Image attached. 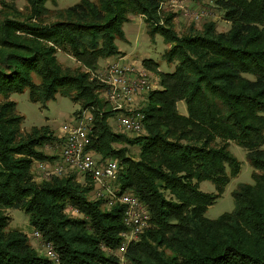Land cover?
I'll return each instance as SVG.
<instances>
[{"label": "trees", "instance_id": "trees-1", "mask_svg": "<svg viewBox=\"0 0 264 264\" xmlns=\"http://www.w3.org/2000/svg\"><path fill=\"white\" fill-rule=\"evenodd\" d=\"M26 1L21 12L0 0V264L115 263L103 246L117 248L126 230L125 206L95 197L89 177L35 181L33 162L56 157L42 149L56 137L46 126L21 129L10 95L25 88L31 100L45 103L59 93L92 112L91 147L100 158L119 159L116 186L150 213V226L127 246L130 264H264V0H208L229 28L207 20L180 34L176 13L162 9L176 0H79L52 9L49 0ZM137 16L150 38L162 36V60L174 67L159 71L158 61L142 60L159 83L135 107L144 133L127 136L108 118L128 111L105 108L96 72L101 59L121 54L116 40ZM58 51L77 67L63 66ZM230 142L245 150L252 181L232 190L231 211L208 218L240 171ZM136 145L134 158L128 149ZM205 180L215 192L200 189ZM68 206L78 216L66 213ZM9 208L24 210L33 232L52 243L57 263L31 245L32 235L8 228Z\"/></svg>", "mask_w": 264, "mask_h": 264}, {"label": "rangeland", "instance_id": "rangeland-1", "mask_svg": "<svg viewBox=\"0 0 264 264\" xmlns=\"http://www.w3.org/2000/svg\"><path fill=\"white\" fill-rule=\"evenodd\" d=\"M4 1L9 5H13L21 12L25 11L27 5L26 0ZM77 2H79V0H54V2L49 0L46 2V6L51 9L64 8ZM162 6L164 12L176 13L173 19V27L174 30L179 34L186 31L190 26L201 27L202 23L207 20L214 21L218 30H226L227 28H229V22L222 19L221 13H219V11L214 8V6L208 4V0H176L173 2L164 3ZM1 8L2 7L0 4V9ZM196 14H198V18H195ZM137 23L139 24V26H137L134 20H131L123 25L124 39L116 40V45L120 48H124V46L128 44V42H131L133 45L134 42L137 41V45L139 47L138 50L139 52H142L143 55H137V61L139 64L136 65V70H143L146 73L150 83H152L154 87H158V75L154 71L145 68L142 64V60L150 57L158 61L160 70L164 72L173 70L174 63H167L166 61L162 60L163 58L161 57V55L168 47V45L163 41L162 36L156 34L154 38H150L145 30L144 21L137 19ZM57 59L63 66L69 68H75L79 64L74 58L61 51L57 52ZM116 61L120 60L118 59ZM99 63L101 66H99V68L97 69L96 74L101 72L105 67V63L103 60H100ZM125 64L127 66H135L129 63ZM138 66L139 69H137ZM34 80L38 81L37 77H35ZM99 96L104 101L105 94H103L102 92L99 93ZM10 99L15 101L17 113L23 116L21 129L24 132H28L32 127L46 126L50 128V131L52 132L53 136L56 137V140H54L51 144L49 143L43 146L42 149H44V151L48 154L57 155L59 153L58 134L60 133V126L63 123L74 122L79 117H85L86 115L92 116V112L89 108L81 109V105L79 103L74 102L69 96L59 93L56 94L54 98L49 99L45 103H41L31 100L28 96V89L25 88L21 92H13L10 95ZM144 100L145 98L140 103V106L144 103ZM108 103L106 104L105 108L113 109L110 103ZM178 110L180 113H185L183 103H178ZM120 115V113H115L108 118V123L111 125L110 127L116 132L125 133L127 136H136V134L126 133L120 128ZM144 131L145 129L141 133H144ZM229 150L240 161V171L235 177H232L230 179L222 195L214 202V204L208 207L205 213L208 218H216L224 212L231 211L234 206L233 197L231 195L232 190H234L239 183H250L252 181V167L245 158V150L234 142H230ZM138 153L139 147L137 145L129 147V156L137 158ZM33 174L36 182L45 180L40 176L39 173L36 172L35 169H33ZM78 177L80 180L84 179L80 175H78ZM200 189L207 192H215L214 185L208 180L202 181L200 183ZM6 212L10 217L8 225L9 229H17L26 233L28 236H31L33 234V228L28 224L27 215L25 214L23 209L9 208L6 210ZM29 241L31 245H33L39 252L43 253L42 245L39 241H37L36 239L30 240V237Z\"/></svg>", "mask_w": 264, "mask_h": 264}, {"label": "built area", "instance_id": "built-area-1", "mask_svg": "<svg viewBox=\"0 0 264 264\" xmlns=\"http://www.w3.org/2000/svg\"><path fill=\"white\" fill-rule=\"evenodd\" d=\"M195 18H198V14ZM98 79L105 84L104 94L113 109L128 111L120 115V128L126 133H141L144 129V115L133 106V101L155 88L146 73L143 70L137 71L133 66H127L123 62L114 61L105 65L98 73ZM91 126V115L79 117L74 122L63 123L58 134L59 153L51 160L34 161L33 169L44 179L70 173H77V177L87 176L92 180L95 197H104L109 204L124 205L123 220L126 230L120 233L122 241L115 249L105 246L103 249L115 257V263L107 264H130L125 256L127 246L150 226V213L133 193L120 192L116 180L123 169L122 165L118 159L100 158L94 152L91 147ZM65 212L73 216L78 214L71 206H68ZM32 237L40 239L42 250L57 263L58 254L52 243H43L37 231L33 232Z\"/></svg>", "mask_w": 264, "mask_h": 264}, {"label": "crops", "instance_id": "crops-1", "mask_svg": "<svg viewBox=\"0 0 264 264\" xmlns=\"http://www.w3.org/2000/svg\"><path fill=\"white\" fill-rule=\"evenodd\" d=\"M137 19L142 20V17L139 16V17H133L132 18V20H134V22L137 24V26H139V24L137 23ZM125 41H127V40H125ZM138 48L139 47L137 45V41H135L133 45H132L131 42H128V44H126L124 46V48H120L118 46V49H119V51H121V54L116 55V56H111V57H108V58H105V59H101V60H103L105 65H106V64H108L110 62H114V61L119 59L123 63H129V64L135 65L134 67L136 68V65L139 64L138 61H137L138 60L137 55H141L142 54V52H139ZM132 52L134 53V55H133ZM148 58H150V57H148ZM154 61H156V60H154ZM98 65L101 66L100 63H98ZM137 69H139V66L137 67ZM158 70L160 71V65L158 67ZM145 96H146L145 94H142L141 96L136 97L135 100L133 101V106L134 107H139L140 103L145 98Z\"/></svg>", "mask_w": 264, "mask_h": 264}]
</instances>
